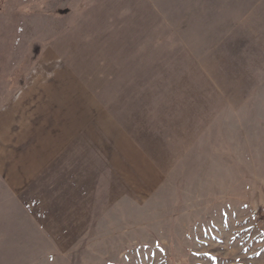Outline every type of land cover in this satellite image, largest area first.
Returning <instances> with one entry per match:
<instances>
[{
  "label": "rangeland",
  "instance_id": "obj_1",
  "mask_svg": "<svg viewBox=\"0 0 264 264\" xmlns=\"http://www.w3.org/2000/svg\"><path fill=\"white\" fill-rule=\"evenodd\" d=\"M0 264H264V0H0Z\"/></svg>",
  "mask_w": 264,
  "mask_h": 264
},
{
  "label": "crops",
  "instance_id": "obj_2",
  "mask_svg": "<svg viewBox=\"0 0 264 264\" xmlns=\"http://www.w3.org/2000/svg\"><path fill=\"white\" fill-rule=\"evenodd\" d=\"M49 70H51V68L47 69V71H49ZM65 75H67V73L64 71V69H59L58 70V69H54L53 68L51 75L48 76L49 79H50V83L38 84L37 82L34 81L31 84V82H29L28 83L29 86L26 89L25 95L22 98L23 99L24 98L25 99L33 98V96L35 97V92H36L37 94H39L37 96V98H39V100H41V98H40L41 96L44 97V98H45V96L46 97L51 96L50 99H52L54 97V95L52 94V91H53L54 87L57 88L56 90H57L58 94L61 95L60 94L61 90H58V88H60V87L64 88L63 87L64 85H61V80H62L63 77H66ZM53 80L55 81V83H57V86L51 83V81H53ZM63 80H65V79H63ZM75 92H76L77 96H79L80 98L83 99V87L82 86L78 90H76ZM49 93H50V95H49ZM69 93H73V92H69ZM59 95L57 97H59ZM87 97H88L87 98L88 101L92 100L91 104H90L92 107H95V108L99 107L97 101H95L90 95H88ZM60 99H61V97H60ZM59 101H61V100H59ZM89 103H90V101H89ZM97 114L101 115V118L104 117V120H106V122H104V123L101 122V127L99 125H97V131H96L97 133L92 131L91 129H87L86 130V137L88 139L92 138V140H94V139L98 138L97 136L100 137V134H101V136H103V137L116 138L117 134H119V133L117 132L115 122H113V120L110 118V115H107V113H104V112H97ZM96 121L98 123V121H100V120L97 119ZM73 125H75L74 122L69 124L71 130L66 134L67 135L66 136L67 140L63 141V143H62L63 149L66 148V146H67V148H70L69 147L70 145L68 144L69 139L73 140L75 138L74 140H78V139H82L83 140L84 137H85L84 136L83 127H81L80 130H76V129H73ZM90 126L93 127L92 125H90ZM40 144H41V141H37L36 142V145H37L36 147H39ZM113 149H114V147H113Z\"/></svg>",
  "mask_w": 264,
  "mask_h": 264
}]
</instances>
